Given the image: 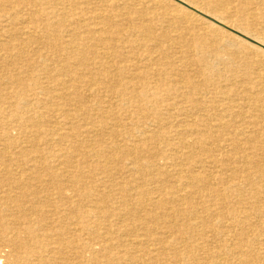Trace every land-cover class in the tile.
<instances>
[{
  "label": "bare ground",
  "instance_id": "1",
  "mask_svg": "<svg viewBox=\"0 0 264 264\" xmlns=\"http://www.w3.org/2000/svg\"><path fill=\"white\" fill-rule=\"evenodd\" d=\"M0 58V264H264V0H0Z\"/></svg>",
  "mask_w": 264,
  "mask_h": 264
},
{
  "label": "rangeland",
  "instance_id": "2",
  "mask_svg": "<svg viewBox=\"0 0 264 264\" xmlns=\"http://www.w3.org/2000/svg\"><path fill=\"white\" fill-rule=\"evenodd\" d=\"M0 61H5V62H2L4 65H7V71H11V69L13 68V66L11 65V64H8V62H6V60H4L3 58H0ZM1 63V64H2ZM22 64H24V63H20L19 65H18V67H21V65ZM23 67V66H22ZM24 145V147L26 146V144H23ZM22 147V146H21ZM23 147V150H26V148H24ZM19 151V148H15V149H13V152L12 153H18V151ZM19 154V153H18ZM18 156H20V154L18 155Z\"/></svg>",
  "mask_w": 264,
  "mask_h": 264
}]
</instances>
